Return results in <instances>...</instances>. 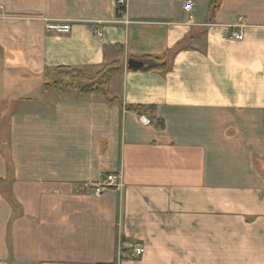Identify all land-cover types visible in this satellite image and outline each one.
Segmentation results:
<instances>
[{"label":"crops","instance_id":"obj_1","mask_svg":"<svg viewBox=\"0 0 264 264\" xmlns=\"http://www.w3.org/2000/svg\"><path fill=\"white\" fill-rule=\"evenodd\" d=\"M218 3L0 0V264H264V0ZM118 46L116 102L44 88Z\"/></svg>","mask_w":264,"mask_h":264},{"label":"trees","instance_id":"obj_2","mask_svg":"<svg viewBox=\"0 0 264 264\" xmlns=\"http://www.w3.org/2000/svg\"><path fill=\"white\" fill-rule=\"evenodd\" d=\"M208 1L210 11L214 14L219 7V0ZM116 56V60L109 64H105L92 76V78H88L89 80H84L89 76L81 70L72 67H57L50 72H53L55 75L58 74V77L45 84L44 88L49 87L58 91H74L79 95L100 93L107 102L114 103L117 99L108 96L106 92V85L113 78V76L121 71L122 48L119 46L116 49ZM142 60H150L153 63L155 62L153 67L148 70L166 72L168 69L165 57L160 59L145 57ZM82 82H84V84ZM126 108L128 111H133L138 115L148 116L150 123H154L157 127H161L162 124L154 116V106L144 107L140 105L134 107L128 106Z\"/></svg>","mask_w":264,"mask_h":264},{"label":"built area","instance_id":"obj_3","mask_svg":"<svg viewBox=\"0 0 264 264\" xmlns=\"http://www.w3.org/2000/svg\"><path fill=\"white\" fill-rule=\"evenodd\" d=\"M114 1L119 9H122V10L124 9L126 5V0H114ZM192 6H193L192 1H187L183 6V10L186 12H189L192 9ZM46 29L50 32L67 34L70 31V24L64 23V22H58V21H49L46 23ZM232 37L235 40H240L242 36L239 32H234L232 34ZM142 123L149 124L150 122L146 118H142ZM85 186L94 195L100 196L104 194L107 190H110L113 187H118L119 182H118V177L115 174L108 173V174L102 175L98 181L86 183ZM142 254H143L142 246L135 245L132 248V252L129 256L131 258H138Z\"/></svg>","mask_w":264,"mask_h":264},{"label":"water","instance_id":"obj_4","mask_svg":"<svg viewBox=\"0 0 264 264\" xmlns=\"http://www.w3.org/2000/svg\"><path fill=\"white\" fill-rule=\"evenodd\" d=\"M145 67H146L145 62L143 60L129 59L127 61V68L129 70L137 71V70L144 69Z\"/></svg>","mask_w":264,"mask_h":264},{"label":"rangeland","instance_id":"obj_5","mask_svg":"<svg viewBox=\"0 0 264 264\" xmlns=\"http://www.w3.org/2000/svg\"><path fill=\"white\" fill-rule=\"evenodd\" d=\"M155 63V62H154ZM94 75V73L93 74H91V75H88L89 77H86L84 80H87L88 78H92V76ZM89 80V79H88ZM83 84H84V82H82Z\"/></svg>","mask_w":264,"mask_h":264}]
</instances>
